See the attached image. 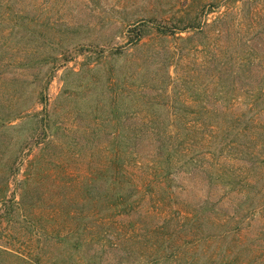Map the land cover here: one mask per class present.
<instances>
[{
	"label": "rangeland",
	"instance_id": "obj_1",
	"mask_svg": "<svg viewBox=\"0 0 264 264\" xmlns=\"http://www.w3.org/2000/svg\"><path fill=\"white\" fill-rule=\"evenodd\" d=\"M260 158L264 0H0V264H264Z\"/></svg>",
	"mask_w": 264,
	"mask_h": 264
},
{
	"label": "trees",
	"instance_id": "obj_2",
	"mask_svg": "<svg viewBox=\"0 0 264 264\" xmlns=\"http://www.w3.org/2000/svg\"><path fill=\"white\" fill-rule=\"evenodd\" d=\"M18 11H21V10H18ZM5 14L6 15L4 16V18L8 19L6 21H8V23L11 25V26H7V27H10V31H8V32H10V34L13 32V29L15 28V25H18V26L19 25H22V26L25 25V24H22V23H24L27 18L24 16L23 13L20 14V12L17 13V11H13L12 13L11 12L10 13L5 12ZM19 16H22L23 18L21 17L22 19L17 21V17H19ZM4 18H1V20H4ZM158 19H160V18H158ZM20 21H22V22H20ZM163 21L167 22L168 20L166 18H163ZM179 23H171V24H167V25H159L158 24L156 26H158L159 30L162 33L166 34V35H175L177 30H179L180 32H183L186 29H188L189 27L196 26L195 22H186L185 23L183 21L182 22L183 24H179ZM175 24L178 25V26H176ZM133 28H134V30H130V34H131V31H135L134 32L135 40L138 41V42L141 41L146 36L145 29H143V27L142 28L141 27H138V28L133 27ZM239 99H240V97H238V100ZM247 104L248 105H252V104H250V102H247ZM205 109H207V108H205ZM238 120H240V119L238 118L237 120H234L233 123H232V126H230V127H236L237 128V130L235 131L236 138H235L234 141L231 142V144H233L234 149H237L239 152H242L243 150H241L240 144H242V145L246 144V141H245L246 137L245 136H246L247 130L249 129V126H248V124H247V126H245L246 125L245 124L243 127L239 128L241 126V124L239 123ZM240 134H242V135L239 136ZM243 139H244V141H241ZM261 163H264V158H260V164ZM187 221H189V220H187ZM92 233H93V237H95L96 236V231H93ZM101 237L102 236H100V238ZM80 241H81L80 239L76 240L75 241V245L79 246L80 245Z\"/></svg>",
	"mask_w": 264,
	"mask_h": 264
}]
</instances>
